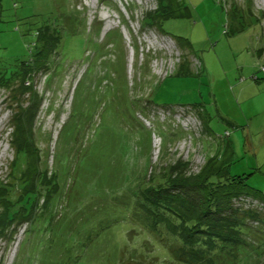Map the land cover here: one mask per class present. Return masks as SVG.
<instances>
[{"label":"rangeland","instance_id":"374dc122","mask_svg":"<svg viewBox=\"0 0 264 264\" xmlns=\"http://www.w3.org/2000/svg\"><path fill=\"white\" fill-rule=\"evenodd\" d=\"M182 1L180 12L191 16L165 22L168 36L146 23L160 0H0L1 63L29 60L28 46L41 28L60 37L56 70L36 74L31 83L41 98L34 135L43 167L66 171L50 210L45 199L37 206L42 222L32 227L14 221L0 232V264H161L138 255L121 222L108 224L109 192L117 191L116 182L135 187L142 175L149 179L155 168L179 159L198 171L207 159L204 137L214 140L213 149L229 143L230 175L252 174L246 184L264 193V0ZM234 8L248 23L249 17L257 19L260 28L237 33ZM117 33L119 46L113 42ZM182 63L191 73H176L152 87ZM123 64L128 89L120 81ZM16 92L19 83L0 85V182L7 185H18L14 179L26 170L13 136L18 107L30 103L28 96L13 98ZM150 95L157 105L197 107L203 121L196 109L153 106ZM84 100L91 102L87 109ZM66 126L79 130L72 139L63 131L58 141ZM235 206L264 215V201L253 196ZM4 213L0 207V230ZM144 244L137 245L152 249Z\"/></svg>","mask_w":264,"mask_h":264},{"label":"trees","instance_id":"16d2710c","mask_svg":"<svg viewBox=\"0 0 264 264\" xmlns=\"http://www.w3.org/2000/svg\"><path fill=\"white\" fill-rule=\"evenodd\" d=\"M217 2L221 4L220 0ZM183 4L182 0H160L157 11L147 16L146 23L151 27H158L163 34L169 36L163 27L165 22L177 17L191 16L190 12H180ZM233 19H240V22L237 20V33L252 27L260 28L257 19L253 22L252 17H249L251 23H248L243 15H238L236 8ZM34 36L36 42L28 46L31 55L29 60L14 66L0 62V85L9 89L19 83L20 93L16 92L19 95L13 98L20 101L21 96H28L27 101L30 103L26 108L22 105L18 107L21 112L17 116V127L13 136L17 158L26 165V170L19 178L14 179L20 182L18 185H14L13 181H10L9 185L0 182V207L5 212V225L0 230L2 234L7 230L8 224L14 221H24L32 227H36L37 220L42 222L45 216L35 213L37 206L45 199V208L48 209L51 203L59 199L56 193L60 192V178L66 173L63 166H58L54 172L47 166L43 167L41 150L34 133L41 98L39 99L31 83L36 74L52 69V66H56V70L58 63L53 54H56L54 48L60 42V37L49 33L47 28H41ZM113 42L119 46L121 34L117 33ZM183 63L173 74L152 87L169 77H174L176 73H191V67L186 66L185 69L182 67ZM260 68L264 70L262 64ZM49 75L46 77L48 84L52 79ZM120 81L123 87L129 88L124 76V64L123 80ZM27 83L31 84L27 86ZM81 84L82 80L78 82L74 96ZM148 102L160 109H196L202 120L201 110L192 105H157L151 101V95ZM90 104V101L84 100L86 109ZM65 130L68 133L64 138L72 139L79 129L77 126L64 127L60 131L58 141ZM147 132V143L150 145L149 137L153 135L151 129ZM226 136H230L229 133ZM204 138L205 144L203 143L202 148L207 153V159L198 171H194L191 161L179 159L155 168L149 179L142 175L143 178H138L135 187L123 186L126 182L122 185L116 182L120 186L116 185V192H109L105 211L108 224L111 225L116 220L121 222L125 229L124 237L129 235L132 247L136 248L138 255L144 256L146 261L152 260L161 264H261L264 257V215L254 208L236 207L235 203L240 198L249 196L264 201V193L246 184L252 174L230 175L229 164L234 158V150L229 143L222 147L215 144L213 149L214 140ZM68 150L69 154L72 150ZM209 151L213 154L210 155ZM114 208H117V213L111 214ZM34 215L36 217L33 218ZM142 240L145 241L144 246L149 245L152 249L142 248L143 245L139 247L137 244ZM141 262L144 263L142 260Z\"/></svg>","mask_w":264,"mask_h":264}]
</instances>
